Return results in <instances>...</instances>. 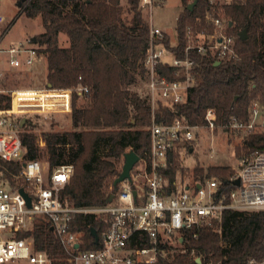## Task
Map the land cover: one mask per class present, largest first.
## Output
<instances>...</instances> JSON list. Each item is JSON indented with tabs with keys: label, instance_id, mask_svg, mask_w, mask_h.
Returning a JSON list of instances; mask_svg holds the SVG:
<instances>
[{
	"label": "trees",
	"instance_id": "1",
	"mask_svg": "<svg viewBox=\"0 0 264 264\" xmlns=\"http://www.w3.org/2000/svg\"><path fill=\"white\" fill-rule=\"evenodd\" d=\"M183 1L184 11L176 26L178 44L173 45L166 35V45L184 56L188 27L195 35L213 33L207 11L214 10L218 16L222 8L229 17L226 33L235 38L236 56L219 58L218 54L192 51L197 61V83L189 88L188 100L172 106L159 103L155 109L143 64L150 42V24L144 18L141 0H128L133 12L130 23L124 22L120 15V0H25L22 3L21 12L32 18L41 16L45 28L33 38L40 51L47 53L46 84L73 90L72 129L45 132L44 148L36 135L25 129L32 125V114L18 118L24 157L31 160L46 155L51 169L66 163L74 165V173L62 191V198L70 204L101 205L107 203L110 193L116 194L119 184L114 185V180L121 172L119 164L122 165L129 150L140 157L147 155L153 119L172 122L182 117L197 125L204 122L209 108H215L218 123L226 126L233 117L247 121L252 103L264 106V0L222 5L210 0H192L196 2L192 10L188 7L191 1ZM243 29H247L245 39L239 35ZM61 33L70 38L68 46L60 45ZM217 61L220 63L216 64ZM79 86H86L87 90L80 94ZM80 96L86 98L84 106L77 105ZM10 105L11 95L0 92V108ZM22 118H25L23 124ZM185 145L189 150L193 148L191 141ZM104 149L105 154H101L100 150ZM236 150L239 157L264 151V129L247 132ZM176 156L171 152L169 165L162 170L172 182L179 168ZM12 166L19 168L18 163ZM196 171L202 176L204 168L198 166ZM233 173L229 166L208 168V174L224 180ZM78 218L84 247H95L91 229L101 234L107 225L103 215L89 213ZM33 234L37 248L50 254L61 253L59 243L44 223ZM184 235L186 252L159 255L155 264H244L251 257H262L264 210L228 209L210 224L185 230ZM197 256L202 262L196 261Z\"/></svg>",
	"mask_w": 264,
	"mask_h": 264
},
{
	"label": "built area",
	"instance_id": "2",
	"mask_svg": "<svg viewBox=\"0 0 264 264\" xmlns=\"http://www.w3.org/2000/svg\"><path fill=\"white\" fill-rule=\"evenodd\" d=\"M142 3H152V0H142ZM206 16L214 32L203 37L192 36L188 27L191 40L184 56L166 45L164 29L150 26V42L143 64L148 73L147 88L153 109L159 103L172 106L188 100L189 88L197 83V61L192 51L218 54L219 58L236 56L235 38L226 33L227 20L217 16L214 10H208ZM12 21L0 12V53L7 54V59L0 62V80L5 77L6 66L33 68L42 55L30 38L5 43ZM178 41L177 36L172 44L177 45ZM161 67L164 69L160 70ZM77 90L81 94L87 87L79 86ZM10 95V107L0 108V264L17 261L26 264H155L159 255L186 252L184 231L210 224L225 210H264V151L238 157L228 180L212 176L193 182L176 178L172 182L165 176L162 170L169 165L170 153L195 139L194 130L198 125L182 117L172 122L153 119L150 148L139 160L142 165L139 172L131 171V179L119 183L111 202L72 205L62 198V191L74 173V165L66 163L51 169L49 163L39 159H25L17 120L29 113L71 112L73 90L45 85L16 88ZM204 120L214 131L218 111L209 108ZM225 129L263 130L264 106L254 102L247 121L233 117ZM12 163H18L19 168L14 169ZM237 179H240L239 184L235 183ZM21 189L30 196V205ZM89 213L103 215L107 225L101 234L97 232L98 241L91 233L96 246L85 248L82 231L77 227L78 217ZM41 223L59 243L61 253L50 254L37 248L33 232ZM198 259L201 257L197 256L196 261ZM244 264H264V249L261 258L251 257Z\"/></svg>",
	"mask_w": 264,
	"mask_h": 264
},
{
	"label": "rangeland",
	"instance_id": "3",
	"mask_svg": "<svg viewBox=\"0 0 264 264\" xmlns=\"http://www.w3.org/2000/svg\"><path fill=\"white\" fill-rule=\"evenodd\" d=\"M0 12L6 14L14 22L10 25V29L5 37V43H17L18 41H25L28 38L33 39L34 36L45 30L41 16L32 18L27 16L26 13L21 12L22 7L18 6V0H0ZM192 2V0H189ZM235 0H214V3L219 5L231 4ZM141 9L144 18L150 24L164 29L166 35L171 39V42L177 41V21L180 14L184 11L185 2L183 0H152V3L143 4L141 0ZM219 17L229 18L221 8L218 10ZM120 15L124 22L130 23L133 12L130 10L128 0H120ZM214 32V31H213ZM200 37L204 34L199 33ZM197 36V34H192ZM191 36H188V42ZM36 43V42H35ZM59 43L62 46L70 44V38L65 33H61ZM39 46L38 43H36ZM40 47V46H39ZM42 52V51H41ZM7 59V54L0 53V62L2 63ZM5 77L0 82V90L4 93H9L16 88L36 87L40 88L47 85V53L42 52L41 58L37 65L33 68H19L12 69L8 66L5 68ZM48 86V85H47ZM86 98L80 96L77 100L78 106H84ZM253 104V103H252ZM71 112H51L47 114L29 113L32 114V125L27 126L25 129L34 133L37 137L39 145L44 148L46 141L44 139L45 132L51 131H66L72 129ZM38 114V115H36ZM198 128L194 130L195 139L191 141L192 149H187L185 146L178 147L174 153L179 162V168L176 173V178H181L186 182H193L194 180L204 179L205 177L216 176V174H208L210 166H237L239 155L237 154V147L243 144V139L246 136V131L225 129L224 124L218 123L214 131L203 123L197 124ZM101 154H105L106 149L100 150ZM44 163H49L47 156L43 155L39 158ZM124 163V162H123ZM122 165L119 168L122 170ZM141 162H137L132 172H139ZM204 168L203 175L200 176L196 168ZM116 177V176H115ZM114 177V178H115ZM113 183V179L109 180ZM6 264H26L25 261H17Z\"/></svg>",
	"mask_w": 264,
	"mask_h": 264
},
{
	"label": "water",
	"instance_id": "4",
	"mask_svg": "<svg viewBox=\"0 0 264 264\" xmlns=\"http://www.w3.org/2000/svg\"><path fill=\"white\" fill-rule=\"evenodd\" d=\"M24 1L25 0H18V6L19 7L22 6V3ZM195 3L196 2L194 1V2H191L189 4L188 7H189L190 10L193 9ZM239 35H240V37L242 39L247 38V36H248L247 29L241 30ZM33 40L35 41V38H33ZM219 63H220V61L216 62V64H219ZM48 86L51 87V84L49 83ZM24 121H25V118H22V124L24 123ZM140 158H141L140 155L138 153H136L134 150H129V151L125 152V154H124V163H123V166H122V170L119 173V175L116 176V178L114 180V185H118L119 183H121L125 179H131V171L134 168L135 164L140 160ZM235 183L239 184L240 183V179H237L235 181ZM21 191L27 197L28 204L30 205L31 204L30 196L23 189H21ZM136 194H137V192L135 190L134 191V195L136 196ZM114 196H115L114 193H110L108 198H107V202H111L114 199ZM91 233L95 237V241H98V233H97L95 228L91 229ZM197 261L201 262V259H198Z\"/></svg>",
	"mask_w": 264,
	"mask_h": 264
}]
</instances>
